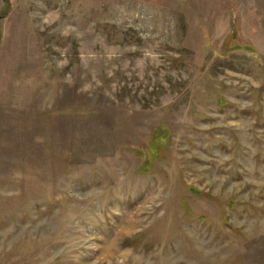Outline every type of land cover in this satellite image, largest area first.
Here are the masks:
<instances>
[{
    "label": "rangeland",
    "instance_id": "rangeland-1",
    "mask_svg": "<svg viewBox=\"0 0 264 264\" xmlns=\"http://www.w3.org/2000/svg\"><path fill=\"white\" fill-rule=\"evenodd\" d=\"M0 264H264V0H0Z\"/></svg>",
    "mask_w": 264,
    "mask_h": 264
}]
</instances>
